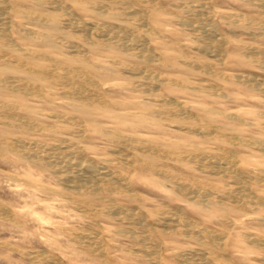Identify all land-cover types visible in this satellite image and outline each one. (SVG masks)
Returning <instances> with one entry per match:
<instances>
[{"label":"rangeland","instance_id":"1","mask_svg":"<svg viewBox=\"0 0 264 264\" xmlns=\"http://www.w3.org/2000/svg\"><path fill=\"white\" fill-rule=\"evenodd\" d=\"M22 1L26 3L32 2L30 0ZM250 1L251 0L212 1V5L215 9L235 15V17L230 20L222 17L216 12L210 16L211 22H217L214 24L215 26L217 25L216 28L219 29L218 33L224 35L221 37L225 39V43L227 44L225 48L227 58H225V61L218 62L213 60L208 54L201 53V51L198 50V42L195 39L198 35V33H195L197 31L192 30L191 32L190 29L194 28L183 26L177 20L176 14L186 18L189 17L190 20L194 19V16H190V11L195 9L194 6L197 3H193L192 0H157L154 4L155 6L151 7V10L160 12L159 23L161 32L158 35H152L149 40L152 43L154 51L163 55V64L158 63L157 65H149L147 63H141V68L139 69L147 73L155 74V76L161 75L160 80L162 83L160 80L155 81V79H151V82H149L150 79L144 77L138 78L136 74L131 75L128 72L125 73L120 69L121 66L119 64H113L114 61H119L123 64L132 62L133 59L128 55L131 53L130 51L126 52L121 50L113 44L106 43L98 45L91 43L92 40L88 41L84 36L81 34L79 35V32H73L68 26L64 29H55L56 26H54L52 20L50 22H42V20L38 19H23L21 15L15 12H12V14L10 13L13 21L11 23L9 38H6L7 41L2 40L3 38L0 39V43H2L0 44V55L12 60L17 58L24 62L28 60L36 63L44 62L48 68H51V71H53L57 69L55 67L57 66L55 59L62 58L64 54L66 55L65 58L67 56L70 57L71 53L69 52H76L79 48V50H83V52L76 55L79 57H85L87 55L85 58L96 65V74L98 75L102 88H93V92L103 91L106 99L123 109L111 108L114 111L111 110L107 112L100 111L102 109L98 111L90 109L88 111L85 110L83 113L80 112L75 107L67 105L66 102H71V99L73 102H80L74 101L73 97L65 93V90L62 89L63 87L58 84L60 83V78L54 72L55 75L53 74L51 87L44 86V96H32L16 88L7 90H2L0 88V101L11 105L14 109L16 108L15 112L19 115L16 120L8 118L3 115L5 110L0 106L1 139L7 141L21 139L25 142L27 141L26 143L29 145L31 143L30 146H33L32 143L35 142L56 145L60 142L58 141L59 139L64 140L68 138L72 139L76 145L81 147L82 151H84L83 153H85V157L89 160L92 159L96 161L102 157L109 159L116 158V154L113 152L115 143L107 138L101 131L97 132L96 127L98 126L116 131L122 135L130 136L135 134L152 141H162L165 143L163 148L168 149V151H172L174 145L179 144L183 147L185 152L186 150L194 149L193 146L198 145L205 147V151L211 152L214 155L221 156L227 153L225 156L227 161L231 158L229 162H233L234 167L238 166V169H242L241 171L245 176L248 175L251 168H256L255 170L260 175L257 181H255L256 178H253V181L252 177L247 176L245 177L246 180L244 179V181H242V184H238L235 174L229 173L220 177L219 174L212 173V175V171L208 168L200 167L195 161L186 159L184 153H182L181 156H185L183 157L185 160L177 158L175 154H170V152L168 157L162 152L159 154L161 157L159 155H157L158 157L156 156V161L159 164L165 165L166 169L163 168L162 171H169V176L165 171L160 172L156 169L150 170L141 162L134 166H129V170H124L122 168L124 162L118 158L116 161H113L114 163L111 165V168L114 167L112 169L118 170V172L120 171L123 176H130L131 184L129 186L125 183L112 186L106 185L109 186L107 188L111 189L109 193L93 195L90 200L92 202L91 205L96 206L98 210L92 216L91 213L88 214L86 212L88 206L82 205V203H75V200L71 198V196H74L75 198L85 199L87 195L83 196L81 194L71 193V191L67 190L61 179L54 174L51 167L41 166L27 159L21 152L2 145L0 146V264H44L45 257L53 262L57 261L56 263L52 262L50 264H182L178 258L174 256V252L187 254L189 250H199L202 248V245L192 238H189V240L187 236L182 233V229L180 228L178 232H175L172 229H164L162 223H155L153 221L155 214L163 209H173L174 212L176 211V213L183 214L192 221L203 223L210 229H214L213 231L216 234L219 235L221 233V237H224L226 241L224 250L226 252L224 254V251H221L218 258L217 255L214 254L212 258L213 263L218 261L216 264H264V245L258 244L259 246L257 245V247L255 243H249L252 242V239L246 236V234H257L264 239V155L258 147L250 142V138L264 139V130H262V126L264 127V92L262 90L260 91V89L250 87L244 80H239L229 75L230 73H239L264 78V69H262L264 67L262 63L264 57L253 56L243 48L244 45L252 48H264V27L260 29L261 26H264V0H252V2L254 1L252 4ZM256 1L260 2L258 3ZM42 8L48 15L57 16L62 13L61 10L54 9L52 5ZM246 17L252 21L254 19L255 21H253V24L247 25L249 20H247L248 18ZM103 19L112 20L109 17H104ZM23 21L25 24H23ZM255 23H259L260 25L258 26ZM23 27H26V29H22ZM65 32H68V34H65ZM47 33H51L55 38V43L51 40V44H47L39 37V34ZM190 36L195 37L192 38ZM26 51H28V53H26ZM182 51H184L188 57L187 62L180 54ZM40 55L44 57L42 58ZM246 56L248 58H246ZM48 57L51 58V61H49ZM188 61H191L192 64H189ZM204 64L209 66L206 67ZM208 67L212 70H209ZM205 68H208V71H206ZM61 72L63 71L60 70L59 73ZM0 73L7 77L24 76L23 73L9 69H0ZM159 76L157 77L159 78ZM226 78H228V80ZM172 79L174 80L172 81ZM157 82H160V84ZM106 83L110 84L108 85ZM143 83L144 86L141 85ZM176 83L181 84L176 85ZM245 83H247V85ZM212 85L214 86L212 87ZM223 94H225L224 96L227 98L224 97ZM144 97L146 98L144 99ZM140 99H144L146 105L145 108L140 110L141 113L138 114L125 113V106L123 107L119 104L121 101H125L126 103L134 102L137 104L141 103ZM23 106H28L33 110L28 112L22 109ZM135 110L137 109L133 111ZM180 110L181 114H186L188 112L187 114L189 116L187 114H182L183 117L179 112ZM154 111L161 112L160 118L151 115V112L153 114ZM35 112H37L41 118L45 117L47 114L60 116L57 119L55 118L56 121L49 123H51V126L54 128L56 127L59 130L68 131L70 133L51 131V126L42 130L35 127L32 131L30 128L22 126V122H20L19 119L27 114H35ZM115 113L118 115L116 118L114 117ZM235 115L236 119L239 118V121L234 120L235 118L233 117H235ZM229 116H232V118ZM163 117H165V119ZM82 120L90 122L82 123ZM256 121L258 122L256 123ZM244 122L246 124H244ZM182 128L185 129L182 130ZM198 128L200 129L199 133L195 131L198 130ZM201 128L206 129V131L209 132V136L203 135L202 132H200L202 130ZM184 130L187 131L185 132ZM222 135L225 136L223 137ZM201 141H203V143ZM229 141H232V143ZM228 154L229 156H227ZM235 162L239 165H236ZM244 164H246V168L243 166ZM261 169L263 171L260 173ZM252 175L255 176L254 174ZM260 176L263 178H260ZM190 178L208 183L209 185L207 184L205 186L206 188H212L215 185L211 189L213 194L210 199L213 202L223 203L230 207L228 215L225 217H218V215L203 211L201 206L208 203L206 199H203V197H194V194H189L187 192L188 189L181 191L177 188L176 183L186 184L190 186L191 189L195 187ZM20 179L23 180V182ZM232 181L234 184H232ZM240 184L245 187L242 188ZM30 185H33V187ZM132 189L133 191H131ZM249 190L250 192L247 193ZM221 194H226V196L228 194V196H231V200L229 198L224 199L220 196ZM232 197H235V202H232ZM109 204L132 207L137 210L141 209L149 223L147 231L145 230L146 233L141 232L144 229L137 223H130L127 219L121 221L122 219H120L119 216L115 217L114 214L105 213L108 211L107 207L111 206ZM36 213L41 216H37ZM41 221L45 223L48 222V225H45V223ZM49 221L53 227L50 226ZM125 228L128 230L131 229L129 231L133 230L132 235L131 232H122ZM87 229H93L92 231H95L102 241H104L108 259H106V263L104 261L105 259L100 258L99 260V257L93 254L84 244L82 245V243L79 242L80 245L78 243L79 240L77 239V235H79V233L85 234V232L88 231ZM133 232H136V234L133 235ZM139 236H145L147 237L146 239H149L142 241V237ZM133 237L136 238L134 239ZM115 248H117V250ZM154 250L157 252L153 253L152 251ZM27 252L37 254V256L34 254L36 258L28 257L26 255ZM38 256H40V259ZM35 259L37 262L34 261Z\"/></svg>","mask_w":264,"mask_h":264},{"label":"bare ground","instance_id":"2","mask_svg":"<svg viewBox=\"0 0 264 264\" xmlns=\"http://www.w3.org/2000/svg\"><path fill=\"white\" fill-rule=\"evenodd\" d=\"M30 1H32V2L31 3H26V2H24L22 0H0V39L3 38L2 40H6L7 41L6 38H9V33H10V29H11V23L13 21V19H11L12 15H10V13L12 14V12H15V13L21 15V18H23V19H30V20L38 19V20H42V22H47V21L50 22L52 20L54 26H56L55 29L56 28L57 29H64V28H67V26H68V27H70L69 29H72V31L75 32V33L79 32V35L81 34L86 39H88V41L92 40L91 43H95V44H98V45L99 44H106V43L107 44H113V45L119 47L121 50H124L126 52L130 51L131 53L128 54V55H130V57L133 59L132 62H129V63H126V64H123L122 62H119V61H117V62L114 61L113 62V64H119L121 66L120 69H122L125 73L128 72L131 75L132 74H136V76L138 78L144 77L146 79H150L149 82H151V79H155V81L160 80V76L161 75L160 76L157 75V76H159V78H158L157 76H155V74L147 73L146 71H143V70L139 69V68H141V66H140L141 63H147L149 65H157L158 63H162V60H163V55L159 54V53H156L154 51V49L152 47V43L149 40L152 35H154V34L158 35L161 32V26H160V23H159V18H160L159 17V13L160 12L151 10V7L155 6L154 4L157 2V0H30ZM192 1H193V3L195 2V4L197 3L194 6L195 9L190 11L191 12L190 16L191 15L194 16V19L190 20L189 17L186 18V17H183V16H180V15L176 14L177 20L183 26H186V27L190 26V27L194 28V29H190L191 32H192V30L197 31L195 33H198V35L196 37L195 36L194 37H195L196 41L198 42V50L201 51V53L203 52V53L208 54L215 61H218V62L219 61H223V60L225 61L226 60L225 58H227L226 57V53H225V48H226L227 44L225 43V39H223V37H221V36H224V35L223 34L220 35L218 33L219 29L216 28L217 25L215 26V24H214V23H217V22L216 21H214V23L211 22L212 20L210 21V16H211V14H214L216 12L217 14H220L222 17L230 20V19L234 18L235 15H233L232 13L226 12V11L215 9V7H213V5H212V1L213 0H192ZM253 2H252V0L250 1L251 4ZM256 2H258V1H256ZM193 3H191V4H193ZM262 3H263V1H262ZM171 4H173V3H171ZM51 5L54 7V9L61 10L62 13L58 14L57 16L56 15H48V14H46L42 7H46V6L48 7V6H51ZM239 16H236V17H239ZM104 17H109L112 20H105V19H103ZM246 18H248V17H246ZM247 20H249V18ZM253 21H255V20L253 19ZM253 21L249 20L247 22V25L248 24L249 25L253 24ZM23 24H25V22ZM237 24H238V22H237ZM255 24H257L258 26L260 25L259 23H255ZM262 27H264V26H261L260 29ZM22 29H26V27L25 28L23 27ZM65 34H68V32H65ZM39 37L41 39H43L47 44H51V40H53V43H55V38L51 35V33L39 34ZM190 37H192V36H190ZM194 37H192V38H194ZM33 38H35V37H33ZM10 39H11V36H10ZM163 39H165V38H163ZM10 43H11V41H10ZM0 44H2V43H0ZM12 48H15V47H12ZM243 48L245 50H247V52H250V54H252L253 56L255 55V56H258V57L261 56L262 58L264 57V48H255V47L252 48V47L246 46V45H244ZM28 51H26V53H28ZM80 52H83V50H79V48H78V50L76 52H69V53H71L70 57L67 56L65 58L66 55L64 54V56L62 58L55 59L57 66H55V65L54 66L57 69H55L53 71H51V68L49 69L48 66L44 62H37L36 63V62H31L30 60L24 62L23 60L21 61L20 59H17V58L12 60V59H9L8 57L0 55V69H2V70L9 69V70H12V71H18L19 73H23V75H24L22 77H19V76H15V77L8 76L7 77L6 75L4 76L2 73H0V88L2 90L3 89L7 90V89H11V88L12 89L16 88V89L22 90L26 94H31L32 96L33 95H35V96H41V95L44 96V92H43L44 86L46 85V86L51 87L53 74L55 75V73H56V75L60 78V83H58V84L63 87L62 89L65 90V93L67 95H70L71 97H73L74 101L80 102V103H76V102H73V100L71 99V102L70 101L66 102L67 105L75 107L80 112L83 113L85 110L88 111L90 109H94V110H97V111L99 109H102L100 111H103V112L111 111L112 110L111 108L119 109V110L123 109V108L119 107L117 104H114L112 101L106 99L105 98V93H103V91L102 92H95V93L93 92V90H92L93 88L94 89L95 88H97V89H99V88L101 89L102 88L100 80L98 79V75L96 74V65H95V63H93L89 59L85 58V57H87V55L85 57H79L78 55H76V54H80ZM180 54L182 55V58L186 59V62H187V60H188L187 58L188 57L186 56L185 52L182 51V52H180ZM246 58H248V57L246 56ZM49 61H51V58H49ZM188 62H189V64H192L191 61H188ZM130 63H133V64H130ZM262 63L264 64V61H262ZM258 64H260V63H258ZM50 65H52V64H50ZM204 65H206V67L209 66L207 64H204ZM115 66H117V65H115ZM219 66H221V65H219ZM262 67H263V65H262ZM199 68H200V66H199ZM199 68H197V69H199ZM212 68H213V66H212ZM207 69H206V71H208ZM262 69H264V67ZM60 70H62L63 72L59 73ZM209 70H212V69L209 68ZM214 70H215V68H214ZM209 72H212V71H209ZM206 74H207V72H206ZM221 74H223V73H221ZM229 75H231V77H236L239 80H244L245 82H247L250 85V87H253V88H256V89H260V91L262 90L264 92V78L257 77V76H254V75L251 76V75H248V74L245 75V74H239V73H236V74H231L230 73ZM132 77H134V76H132ZM59 78H57V79H59ZM228 78H226V79L228 80ZM173 80L174 79H172V81ZM168 81H170V80H168ZM160 82H161V80H160ZM160 82L159 83L157 82V83L160 84ZM247 83H245V84L247 85ZM106 84L109 85L110 83H106ZM177 84L178 83H176V85ZM180 84H178V85H180ZM141 85L144 86V83L141 84ZM161 86H162V84H161ZM213 86L214 85H212V87ZM145 87H147V86H145ZM56 90H58V89H56ZM145 90H147V89H145ZM59 93H61V92H59ZM205 93H207V92H205ZM21 94H22V92H21ZM224 95L225 94H223V96ZM146 97H144V99ZM224 97H226V96H224ZM149 98H151V97H149ZM144 99L143 100L140 99L141 103H137V104L134 103V102L126 103L125 101H121V103H119V104L122 105L123 107L125 106V109H126V111H124L125 113L127 112V113H132V114H138V113H141V111H140L141 109L145 108L146 102H145ZM62 101H64V100H62ZM172 102H176V101H172ZM0 106L3 107L4 110H5L3 115H5L6 117L11 118V119H15V120L18 119L19 115H18L17 112H15L16 108L14 109V107H12L11 105H9L7 103H4V102H1V101H0ZM181 107H182V105H181ZM22 109L23 110L25 109L28 112L33 110L32 108H30L28 106H23ZM131 109H133V110L137 109V110L133 111ZM112 111H114V110H112ZM179 112L181 114V110ZM261 114H263V113H261ZM151 115L152 116L154 115L155 117L160 118L161 112L154 111L153 114L151 112ZM59 117H58V115L47 114V115H45V117L41 118V117H39L38 113L35 112V114H27L25 116H22L19 120H20V122H22V126H26V127L30 128L31 131H32V129H34L35 127L39 128V130L40 129L42 130V129L49 128V126H51V123H49V122L56 121L55 118L57 119ZM114 117L115 118L118 117L117 113H115ZM172 117H174V116H172ZM175 117H176V115H175ZM229 117L232 118V116H229ZM84 118L87 119L86 117H84ZM163 118L165 119V117H163ZM233 118H235L234 120H238L239 119V118L236 119V115ZM70 119H71V117H70ZM74 119H77V118H74ZM166 119H168V118H166ZM194 119H197V118H194ZM89 122L90 121L82 120V123H89ZM257 122L258 121H256V123ZM205 124H207V123H205ZM244 124H246V123L244 122ZM81 125H83V124H81ZM74 126H76V125H74ZM77 127H80V126H77ZM96 128H97V130H96L97 132L101 131L107 138H109L110 140H112L115 143V145H114L115 147H113L114 148L113 152H115L116 155L113 154V153L112 154L115 155L116 158L109 159V158H103L102 157V158H100V159H98L96 161H94L92 159L89 160V159H87L85 157V155H84L85 153H83L84 151H82L81 147L76 145L72 139H68V138L64 139V140L63 139H59L58 141H60V142L58 144H56V145H51L49 143L44 144V143L35 142V143H32L33 146H30L31 143L29 145L28 143H26L27 141L25 142V141H23L21 139H14V141H7L5 139H1L0 138V146L4 145V146H6L9 149H15V151L21 152L23 154V156H25L30 161L38 163L41 166L51 167L53 169L54 174H56V176L61 179V181L66 186L67 190L71 191V193H73V194H81L83 196L87 195V197L85 199L75 198L74 196H71V195L70 196H71V198H73L75 200V203H82V205L88 206V209L86 208L87 209L86 212L88 214L91 213L92 216L98 210V208L96 206L91 205L92 202L90 200H91V197L93 195L109 193L111 191V189L107 188L109 186H106V185H111L112 186V185H116V184H120V183L121 184L125 183L126 185L128 184V186H129L131 184V181H130V178H129L130 176H123V174H121L120 171L118 172V170L112 169L114 167L111 168V165L114 163L113 161H116V159H118V158L121 159L124 162V164L122 166V168L124 170H126V169L129 170V168H128L129 166L131 167V166H134V165H136V164L141 162V163L145 164V166L148 169H150V170L151 169H156V170H159L160 172H164V171L166 172V170L162 171L163 168H165V165L159 164L156 161V156L159 155L160 152L164 153V155H166L167 157H168V155H170L172 153V154H175L177 158L184 159V160L186 158V159H190L192 161H195V163L198 164L200 167L208 168L209 170H211L212 171V172L210 171L211 174L212 173L213 174H217V175L219 174V177L222 176V175L225 176V175H227L229 173L235 174L238 184L239 183L242 184V181H244L245 177H247V176L248 177H252V179L256 178L255 181H257V178L259 179L258 176L260 174H258V172L255 170L256 168H254V169L251 168L249 170L248 175L245 176L243 174V172L241 171L242 169L241 170L238 169V166L234 167L232 161H231L232 163L229 162L231 160L230 157H229L230 160L227 161V159L225 157L227 153H225V155H221V156L220 155H216V154L214 155L211 152L205 151L206 150L205 147L198 146V145L193 146L194 149H191V150H188V151L186 150V152H185L183 147L181 145H179V144H175L174 147H173V150L172 151H168V149H164L163 148L165 143L162 142V141H152L150 139H146V138L141 137L140 135H135V134L134 135H130V136L122 135V134H120V133H118L116 131L108 130L106 128H102V127H98V126ZM262 128H263L262 130H264L263 126H262ZM183 129H185V128H182V130ZM186 129H188V128H186ZM195 129H196V127H195ZM199 130L200 129L198 128V130H195V131L196 132L198 131L197 133H199ZM51 131H54V132L56 131L58 133L65 132L63 130L57 129L56 127L54 128L52 126H51ZM200 132H202V134L205 135V136H209L208 135L209 132L206 131V129H202ZM211 132H212V130H211ZM65 133H70V132L67 131ZM137 134H139V133H137ZM80 139H82V138H80ZM247 139H248V137H247ZM253 139L254 138H252V139L250 138V142L252 144H254L256 147H258L260 149V151L262 152V154L264 155V139H262V138H258V139H254V140ZM170 141H172V140H170ZM201 142L203 143V141H201ZM230 143H232V141ZM242 146H244V145H242ZM248 147H250V146H248ZM169 152H170V154H169ZM229 152H231V151H229ZM237 152H239V151H237ZM182 153H184V155L186 157L183 156V155L181 156ZM229 154H231V153H229ZM229 154L227 156H229ZM252 154H253V152H252ZM183 157H185V158H183ZM2 158H4V157H2ZM162 159H163V157H162ZM235 164H236V162H235ZM236 165H239V164L237 163ZM243 166L246 168V164H244ZM262 171L263 170L261 169L260 173ZM166 174H168V176H169L170 175L169 171H167ZM252 174H254L255 176H253ZM172 178H173V176H172ZM176 178H179V177H176ZM260 178H263V177L260 176ZM21 179H22V177H21ZM179 179H181V178H179ZM254 179H253V181H254ZM190 180L195 185V187H193L192 189H191L190 186H187L186 184H183V183H176L177 184V188L179 190H181V191L188 189L187 192L189 194H194L195 195V196L194 195H192V196L200 197V198L203 197V199H206L208 201V203H206L204 206H201V209L203 211L210 212L213 215H218V217H225V216L228 215V213L230 211V207L226 206L223 203L220 204V203L213 202L210 199L212 197V194H213L211 189L215 185L212 188H206L205 186L208 183L200 181V180L191 179V178H190ZM260 180H262V179H260ZM21 181L23 182V180H21ZM176 181L180 182L179 180H176ZM245 183H246V181H245ZM232 184H234L233 181H232ZM33 185L32 186L30 185V186L33 187ZM241 186H242V188L245 187L243 185H241ZM238 188H240V187H238ZM47 190H48V188H47ZM126 190H128V189H126ZM131 191H133V189ZM231 192H233V191H231ZM240 192H242V191L240 190ZM248 192H250V190L247 191V193ZM63 194H65V193H63ZM189 194H188V196H189ZM242 194H243V192H242ZM65 195H67V194H65ZM220 196L223 197L224 199L229 198L231 200V196H228V194H227L228 197L226 196V194H221ZM255 197H256V195H255ZM98 198H99V196H98ZM234 198L232 197V199H233L232 202H235ZM100 199H102V198H100ZM189 199H192V198H189ZM251 199H252V197H251ZM260 201H261V199H260ZM109 205H111V204H109ZM6 210H7V207H6ZM99 210L102 211L101 209H99ZM107 210L108 211L105 212V213L114 214L115 217L119 216L120 219H122L121 221H123V219H127V221L130 222V223H133V224L137 223L138 225L142 226V229H144V230L141 231L142 233H144L145 230L147 231V227H149V223L146 220V216L141 211V209L137 210V209L132 208V207H125V206H120V205H116L115 204V205H111V206L107 207ZM32 212H33V209H32ZM177 212H179V211H177ZM5 214H7V213H5ZM36 215H37V213H36ZM39 216H41V215H39ZM89 216H91V215H89ZM7 217L10 218L11 215H10V217L9 216H7ZM257 218H261V217H257ZM6 219H4V220H6ZM153 221L155 223H160V224L162 223L163 226H164V229H166V230L167 229H170V230L172 229L175 232H178V229L180 228V229H182V233L185 236H187L188 239L192 238V239L196 240L197 242H199L202 245V248H200L199 250H195V251H190L189 250L187 254H184L182 252H174V256L177 257L178 260L182 264H216L218 261L216 263H213V261H212V258L214 256V254H216L217 258H218V256H220L219 255L220 252L225 250V242L226 241H225L224 237H221V235H220L221 233L219 234L220 235L219 236L218 234H216L213 231L214 229H210L208 226H206L203 223L192 221L191 219H189V217L187 218V216H185L183 214L176 213V211L174 212L173 209H169V210L168 209L167 210L163 209L161 211H158L155 214V217H154ZM223 222H224V220H223ZM225 222H227V221H225ZM47 223H45V225ZM130 223H128V224H130ZM49 224H50V221H49ZM136 225H134V226H136ZM50 226H52V225L50 224ZM64 230H66V229H64ZM92 230H88L89 232L86 231L85 234L84 233H82V234L79 233V235H77V239L79 240L78 243L80 242V243H82V245L84 244L85 247L89 248L92 251L93 254H95L96 256L99 257V260H100V258L105 259L104 261L106 263V261L108 260L107 259V253L105 251L106 245L104 244V241H102L100 236L95 231H92ZM129 230H131V229H129ZM129 230L127 228H125V229L122 230V232H125V233L126 232H131V235H132V231L133 230L132 231H129ZM151 230H152V228H151ZM102 233H100V234H102ZM68 234H69V232H68ZM134 234H136V232L135 233L133 232V235ZM147 234H148V232H147ZM25 236H26V234H25ZM246 236L247 237H251V239H252L251 240L252 242H249V243H252V244L255 243L256 246L258 244H263L264 245V239L262 238V236L260 237L257 234H246ZM139 237H142V236H139ZM146 238L147 237L143 236L141 240L145 241V240L149 239V238L148 239H146ZM51 239H53V238H51ZM235 240H237V239H235ZM227 241H228V239H227ZM75 242H77V241H75ZM148 245H151V244H148ZM135 248H136V246H135ZM115 249L117 250V248H115ZM157 250H158V248H157ZM29 251H31V250H29ZM62 251H63V249H62ZM136 251H133V252L137 253ZM152 252L155 253L157 251L154 250ZM225 252L226 251H224L223 253L225 254ZM19 253H20V251H19ZM139 253H141V252H139ZM34 254H33V252H27L26 253V255L28 257H30V258H34L35 256H37V254H35V256H34ZM47 254H48V251H47ZM156 255H158V254H156ZM160 255H161V252H160ZM38 257L40 259V256H38ZM42 257H43V255H42ZM159 258H161V257H159ZM159 258H156V259H159ZM44 260L46 261V263L44 261V264H47V263L50 264V263L53 262L52 260H49L46 257L44 258ZM227 260H228V258H227ZM34 261L37 262L36 259ZM56 262H53V263H56ZM157 263H159V262H157Z\"/></svg>","mask_w":264,"mask_h":264}]
</instances>
